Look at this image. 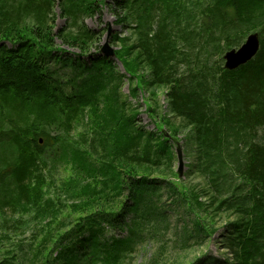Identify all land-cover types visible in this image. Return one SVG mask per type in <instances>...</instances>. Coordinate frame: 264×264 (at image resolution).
Here are the masks:
<instances>
[{
    "label": "trees",
    "instance_id": "trees-1",
    "mask_svg": "<svg viewBox=\"0 0 264 264\" xmlns=\"http://www.w3.org/2000/svg\"><path fill=\"white\" fill-rule=\"evenodd\" d=\"M105 6L0 0V214L34 210L43 224L0 264H126L149 239L148 264H169L172 239L186 251L218 233L227 258L189 264H264V36L237 70L210 61L221 41L232 50L264 26V0H114L115 23L132 30L113 36L115 59L86 24ZM145 89H165L190 131L200 183L180 181L170 119L156 121L150 105L154 130L141 124L131 100ZM48 167L71 176L57 188ZM64 208L81 217L58 219Z\"/></svg>",
    "mask_w": 264,
    "mask_h": 264
},
{
    "label": "rangeland",
    "instance_id": "rangeland-1",
    "mask_svg": "<svg viewBox=\"0 0 264 264\" xmlns=\"http://www.w3.org/2000/svg\"><path fill=\"white\" fill-rule=\"evenodd\" d=\"M97 1H104L106 2V6L102 8L101 14H97L96 16L92 18L86 19V24L90 29L97 30L98 32L102 33L101 40H100V50L102 51L103 47L108 44L109 47L115 52L116 50L120 49V44L118 42H114L113 36L118 35V37H130V34L132 33V30L128 28H123L121 25H118L115 23L116 17L113 14L111 10V6L114 3V0H97ZM55 12L59 13V8L56 7ZM65 19L62 17H56V25L58 28L64 27ZM260 27H258L256 30L252 31L251 33L247 34L246 37L243 39L241 44L234 49H238L245 41L248 35L252 33H258L259 37L261 34L264 36V26L258 30ZM262 36V35H261ZM57 43L60 44L61 41L57 40ZM211 47H207L211 52L213 51V48H217V45H213L211 43ZM224 42L221 41L219 43V48H217V54L219 55L220 52L224 49ZM66 49L68 47L64 46ZM94 49V48H93ZM229 50H224L222 52L221 59L216 54L210 57L211 65H215L216 63L222 62V65L224 66L225 62L223 59L224 54ZM76 52V51H74ZM112 59H115L113 57ZM118 68L121 72H124L122 65L118 63ZM128 86L129 84L127 82H124V85H122V93L125 95H128ZM165 89H159L156 91L157 95L155 96L153 94V90L145 89L144 92H141L137 100H131L133 104H136V108L139 109V119L141 121V124L146 127L147 130L152 131L154 130V125L149 121L148 115H147V106L152 107L154 110V114H156V121L158 122H166L168 119H170L171 122V129H175L176 131V137L172 139V144L174 145V151L176 153V149L179 147L182 150L183 153V159L185 163V170L183 177L180 178V181L185 183V185H191V184H198L202 180L198 175L190 174L192 164L195 161V157L193 155V143L190 141V131L185 128L184 122H182L180 119H174L171 117L169 104L167 102V97L165 95ZM138 101V102H137ZM155 116V115H154ZM80 126L74 128V131L72 132V135L76 137L80 131ZM162 131L166 134V136L172 135L170 133V127H168L166 124H163ZM262 133V130H261ZM42 142V140H41ZM52 156L48 157V163L50 164V158ZM178 161L176 157V163H175V170L177 171ZM47 175H50L53 179V181L56 183V187L59 188L61 183L67 180L69 176H71V172L68 168H47ZM46 175V176H47ZM49 181V180H48ZM5 189V188H4ZM3 190H0V201L3 200ZM6 191V190H5ZM60 198L63 200L65 197L63 195L56 196L55 192L53 191L52 194L49 193L47 195L48 198L57 199ZM46 197V198H47ZM167 201V198H165ZM74 201L64 200L65 205H71ZM4 214H0V257L3 256V253L6 252L9 249H12L13 247H16L18 244H24L28 245L30 238L32 235L36 234L37 231L40 230L42 227V223L34 219V215H36V212L32 210L31 212L23 213L22 210L19 209H13L12 206L9 208H6ZM79 214H74L71 212L70 208H64L61 210V214L58 219H70V221H74L76 219H79ZM22 219L23 222H21V226H19V223L16 224V220ZM232 218H230L231 220ZM226 222V219L221 220L218 222L217 226L222 227L223 223ZM22 228H19V227ZM175 222L173 224V229L175 231ZM216 226V227H217ZM174 240L172 239L170 242H168V251L165 255V257H169V264H189L193 261H195L200 256H206L211 255L213 257H217L220 259L227 258V249L225 248L224 242H222V239L220 237V233L216 234L215 236L211 237V239L202 247H193L189 250L183 251L175 244ZM157 243L151 239H149L144 245L140 246L136 253L132 255V257L128 260L126 264H148V259L151 258L153 254L158 253V247ZM173 245V246H171ZM165 261V259L163 260ZM162 262V261H161Z\"/></svg>",
    "mask_w": 264,
    "mask_h": 264
},
{
    "label": "water",
    "instance_id": "water-1",
    "mask_svg": "<svg viewBox=\"0 0 264 264\" xmlns=\"http://www.w3.org/2000/svg\"><path fill=\"white\" fill-rule=\"evenodd\" d=\"M261 41L258 33L248 35L246 41L238 48L227 51L224 56V68L229 71H234L253 60L260 49ZM101 53L107 57H115V52L106 44ZM176 156L178 161L177 174L180 178L183 177L185 170V163L183 159L182 150L178 147L176 149Z\"/></svg>",
    "mask_w": 264,
    "mask_h": 264
}]
</instances>
